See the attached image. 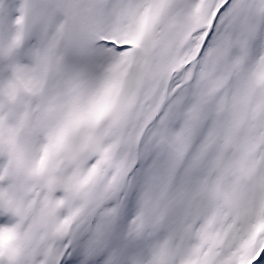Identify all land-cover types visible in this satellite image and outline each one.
<instances>
[{
	"label": "snow or ice",
	"instance_id": "6c2138e0",
	"mask_svg": "<svg viewBox=\"0 0 264 264\" xmlns=\"http://www.w3.org/2000/svg\"><path fill=\"white\" fill-rule=\"evenodd\" d=\"M0 264H264V0H0Z\"/></svg>",
	"mask_w": 264,
	"mask_h": 264
}]
</instances>
